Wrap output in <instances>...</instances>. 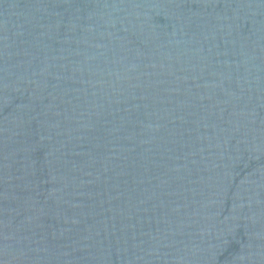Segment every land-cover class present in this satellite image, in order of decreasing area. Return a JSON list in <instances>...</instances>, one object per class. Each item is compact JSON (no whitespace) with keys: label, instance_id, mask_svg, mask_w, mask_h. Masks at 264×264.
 I'll list each match as a JSON object with an SVG mask.
<instances>
[{"label":"water","instance_id":"water-1","mask_svg":"<svg viewBox=\"0 0 264 264\" xmlns=\"http://www.w3.org/2000/svg\"><path fill=\"white\" fill-rule=\"evenodd\" d=\"M0 264H264V0H0Z\"/></svg>","mask_w":264,"mask_h":264}]
</instances>
